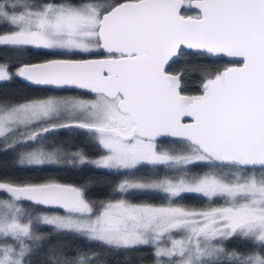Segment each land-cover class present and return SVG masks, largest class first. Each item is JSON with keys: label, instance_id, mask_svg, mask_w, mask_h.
<instances>
[{"label": "snow or ice", "instance_id": "6c2138e0", "mask_svg": "<svg viewBox=\"0 0 264 264\" xmlns=\"http://www.w3.org/2000/svg\"><path fill=\"white\" fill-rule=\"evenodd\" d=\"M0 264H264V0H0Z\"/></svg>", "mask_w": 264, "mask_h": 264}, {"label": "trees", "instance_id": "16d2710c", "mask_svg": "<svg viewBox=\"0 0 264 264\" xmlns=\"http://www.w3.org/2000/svg\"><path fill=\"white\" fill-rule=\"evenodd\" d=\"M188 79L191 81L190 88L192 90H195L198 87L199 81L195 77H193V76H190ZM3 91L11 92V91H13V89L12 88L5 87L3 89ZM32 94H34V95H40L42 93H38L37 92V93H32ZM63 135L68 136L70 134L65 132ZM89 151H94V149H91L90 148ZM40 175L41 176H56V177H60V178L67 179V180H71V179H74L75 178L72 173H68V172H47V173H41ZM90 195H92L94 197L95 196H102L103 193L93 192ZM149 202L160 203L161 201H159V200H152V201H149Z\"/></svg>", "mask_w": 264, "mask_h": 264}]
</instances>
